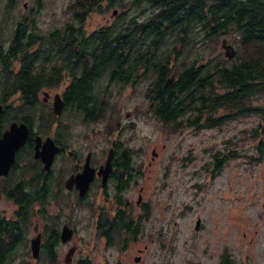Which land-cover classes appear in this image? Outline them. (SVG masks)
Here are the masks:
<instances>
[{"label": "rangeland", "instance_id": "374dc122", "mask_svg": "<svg viewBox=\"0 0 264 264\" xmlns=\"http://www.w3.org/2000/svg\"><path fill=\"white\" fill-rule=\"evenodd\" d=\"M72 1L16 0L13 9L6 8V0L0 1V43L8 44L19 22L25 21L30 32L44 37L51 30L62 29L73 22L69 11ZM101 6V12L93 11L84 17L81 26L87 33L104 25L120 24L139 13L137 7L129 5V0H117L109 7L102 2ZM113 10L117 12L115 15ZM118 15L123 17L117 18ZM144 17L145 13L139 16L140 20ZM198 39V34L190 38L189 53H183L173 62L172 71L178 70L185 61L194 62L195 68L208 69L209 61L219 60L216 59L218 56L226 58L221 48L223 37L217 41L206 39L197 42ZM225 39L236 49L231 36ZM13 67L17 68L15 62ZM3 72L0 64V97L5 89L1 84ZM153 79L154 73L146 74L140 69L127 83L113 82L108 87L113 113L109 111L102 121L83 122L71 107L56 118L57 122L70 124L68 136L71 139L96 152L103 150V153L107 152L110 141L117 138L116 133H110L109 125L114 123L110 117L117 118L124 126L119 140L124 147L135 152L132 169L142 173L133 197L139 186H144L150 205L147 208L148 221H143L138 240L129 242L125 248L117 240L111 243L110 248L103 246L102 241L87 231L85 221H79L82 225L78 226L75 241L82 248L80 253L86 254L92 264H218L220 254L226 250L235 264H264V157L256 160L258 136L252 132L259 124L258 115L253 112L233 119L232 122L239 123L233 130L228 127L197 133L186 127L188 114L176 122H163L149 109L148 90ZM105 80L101 79L97 86L105 87ZM52 89L51 101L59 91ZM42 98L40 95L38 104L28 109L22 106L18 93L10 94L6 101L8 113L0 119V124L7 128L12 118L29 115L36 130L41 127L37 123L46 126L48 122H40L39 116L45 115L50 105L45 106ZM252 105L264 107V96L252 99ZM224 114L220 111L217 116ZM240 129L242 155L228 159L220 172L213 175L211 154L202 149H207L213 142L217 148H223L221 138ZM17 176L16 172L12 177ZM9 182L13 180L0 178V213L6 217H11L15 210L4 195V187ZM43 207L44 204L33 205L26 231L29 234L27 243L32 238V223L36 221L42 226L46 219ZM197 219L199 223L195 229ZM27 243L16 250L15 264H20L21 257L27 259L28 264H53L45 256L34 260L27 250ZM135 256L139 257L138 261H134ZM63 262V258H59V263Z\"/></svg>", "mask_w": 264, "mask_h": 264}, {"label": "trees", "instance_id": "16d2710c", "mask_svg": "<svg viewBox=\"0 0 264 264\" xmlns=\"http://www.w3.org/2000/svg\"><path fill=\"white\" fill-rule=\"evenodd\" d=\"M106 1L110 4V0ZM114 2L111 0L110 6ZM15 3L16 0H6V8L13 9ZM101 3L102 0H73L69 7L73 22L62 29L51 30L46 37L30 32L25 21L15 25L8 44L0 43V64L4 69L1 84L5 87L0 97L4 107L0 119L8 113L6 101L10 94L18 93L23 107L34 108L40 88H55L63 74L70 73L73 78L63 93L65 103L83 122L102 121L109 111L113 113L108 93L110 80L127 83L143 69L146 74L154 73L148 90L149 109L154 116L166 123L176 122L194 108L211 126L254 112L260 120L252 129L258 136L256 160L264 157V107L252 105V99L264 96V0H129V5L139 9L137 15L87 33L81 26L82 21L90 12H101ZM144 13L145 17L140 20L139 16ZM121 17L123 15L117 16ZM197 34V42L231 36L236 47L234 57L221 59L218 56L219 60L207 63L208 69L195 68L194 62L185 61L178 70L172 71L173 62L183 53H189V40ZM36 42L40 45L34 49ZM172 75L175 79L166 84ZM100 78L106 79L105 87L97 86ZM220 111L226 114L217 116ZM30 119L31 116L22 115L12 121L29 124ZM52 119L51 110L39 116L43 123ZM110 120H114L109 123L110 133L117 135L113 143H119L115 144L117 153L130 155L132 164L135 152L119 140L124 126L117 118L110 117ZM4 129L0 124V133ZM38 131L46 134L48 129L41 125ZM220 165L221 162L216 161L213 167ZM19 177L11 185V191H6L19 205L14 219L0 215V264L16 263V250L27 243L32 203L44 204L38 183L33 182L34 188L30 190L31 180H24H28L26 172ZM142 222L138 221L136 228ZM131 226V222L126 221L110 223V245L117 240L125 248L134 240L136 232ZM46 259L49 261L48 257ZM19 263L28 264L23 257ZM218 264L235 262L224 250Z\"/></svg>", "mask_w": 264, "mask_h": 264}, {"label": "flooded vegetation", "instance_id": "af4514ba", "mask_svg": "<svg viewBox=\"0 0 264 264\" xmlns=\"http://www.w3.org/2000/svg\"><path fill=\"white\" fill-rule=\"evenodd\" d=\"M102 2H105L107 7L111 4V0L110 4L106 0H102ZM39 45L40 43L36 42L33 48L35 49ZM74 49L75 51L78 50L77 44L74 46ZM63 75V79H61L58 86L55 87L59 90L58 94L64 101L61 113L66 108L70 107L65 103L63 93L68 88L73 78L70 73H64ZM172 76L173 79H175V76ZM111 84H113V81L110 80V85ZM52 90L53 89L50 87H42L37 91V98L42 95L43 104L45 106L50 105L49 110L51 111L52 101L50 99V93ZM61 113L59 115L53 113L52 121L45 126L48 129L46 134L40 131L37 132L33 121H30L29 124L26 123L28 126V134L25 142L17 149L14 162L8 173L5 176H0V178H11V180H13L12 183L9 182L5 185L4 195L8 201L14 205L15 210L19 205L13 198L7 196L6 191H11V185L21 178L18 176L12 177L16 172L20 176L21 173L25 171L26 177L28 178V180L24 179L25 182L31 180L29 185L30 190L34 188L33 182H37L38 189L41 190L40 193H42L44 197V207L42 211L46 219L42 223V226L36 221L31 225L33 233L31 239L35 238L37 235L39 236V250L36 258L31 254V239L27 243V250L29 249L30 255L34 260H38L45 256L48 257L49 261H53V264H60L59 258L62 257L64 264H92L86 254L80 253L82 248L75 241L78 234V226L82 225V222L79 221H85L87 231L92 232L97 240L102 241L103 246L110 248V223H114L115 221L131 222L133 232H136V238L132 240L135 242L138 240L143 225L142 222L139 228H136L137 222L148 221L147 208L150 207V205L144 194V186H139L136 196L133 197L134 189L142 178V173L132 169L130 155L125 154L124 156L120 152L117 153L115 144L119 143H113V140L110 141L108 145V149L112 150V155L110 158L109 170L102 180L103 176L101 173L98 174V171H101L105 166L107 152L103 153V150L96 152L93 148L84 147L82 142L71 139L70 136H68L70 124L56 121V118L60 116ZM186 114L189 115L188 118L190 119V121L186 123L187 129L196 133L202 130H218L219 128L226 129L228 127L233 130L239 123L237 121L232 122V120H237V118L241 116L231 117L229 121L218 122L210 126L207 122H204L205 116L198 115L196 109L192 108L188 110ZM195 120H197V123L193 122ZM231 123L234 124L230 125ZM37 125L41 126V123H37ZM240 133L242 134V129H240L239 132L233 133V135L222 137L221 145H223V148H217L215 142H213L211 145H208L207 149L206 147L202 149L205 153L211 154L213 164H215L216 161L219 163L221 162L219 168L213 167V175L220 172L222 166L228 159L237 158L242 155L240 146L242 139ZM36 136L40 138L39 150L47 137L51 138L54 145L58 148L47 170L44 169V164L41 159L35 158L33 155ZM87 155H89L88 164L89 167L93 169V175L84 195L81 196L79 195L76 182L72 181L66 184V180L70 176H75V174L82 171ZM227 155L231 157L227 158ZM126 157L128 160H126ZM36 178V181H32V179ZM41 183H43V186H40ZM32 205H34V203H32ZM15 210L11 212L12 216L7 218L14 219L13 215ZM82 212H85V215H83ZM31 216L32 212L29 219H31ZM28 222L30 224V220ZM64 227L70 229L72 233L69 239L62 241L60 235ZM28 235L26 234V236ZM137 251L141 252V249H137ZM138 260L139 257L135 256L134 261Z\"/></svg>", "mask_w": 264, "mask_h": 264}, {"label": "water", "instance_id": "95a60500", "mask_svg": "<svg viewBox=\"0 0 264 264\" xmlns=\"http://www.w3.org/2000/svg\"><path fill=\"white\" fill-rule=\"evenodd\" d=\"M116 13V10L113 11V14ZM221 48L224 51V56L228 59H231L235 55V49L232 44L227 42V39H222L221 41ZM173 80V76H171L166 84H169ZM64 106V101L61 99L60 95L58 93L54 94L53 100H52V111L55 115H59L61 113V110ZM4 111V107L2 104H0V114H2ZM28 134V126L25 122L20 121H12L8 124V127L5 128L0 133V176H5L8 171L10 170V167L15 159V154L18 148H20L27 137ZM40 147V138L39 136H36L35 138V145H34V157L40 158L41 161L44 164V169H48L50 166V163L53 159V156L57 152L58 148L56 145H54L51 138L47 137L46 140L43 142V145ZM153 155H155L154 152H152ZM112 155V150L108 149L107 156L105 160V166L102 168V170L98 171V174L101 173L103 178H105L108 170H109V163L110 158ZM88 158L89 155L86 156V160L83 166V169L80 173L75 174V176H70L66 180V184L71 183L72 181H75L78 187L79 195L83 196L85 193V190L88 186V183L92 179L93 175V169L89 167L88 164ZM199 219H197L195 223V229L198 228ZM71 230L64 227L61 231V240L65 241L70 238L71 236ZM30 249L31 254L34 258L38 256V250H39V236L37 235L35 238L30 240ZM71 252V251H70Z\"/></svg>", "mask_w": 264, "mask_h": 264}]
</instances>
